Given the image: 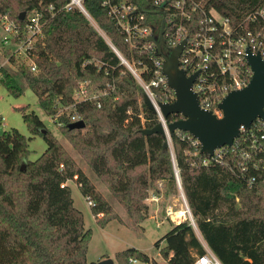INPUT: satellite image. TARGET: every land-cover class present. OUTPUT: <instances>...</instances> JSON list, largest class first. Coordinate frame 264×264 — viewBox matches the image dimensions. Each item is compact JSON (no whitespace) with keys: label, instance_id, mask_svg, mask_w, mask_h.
Wrapping results in <instances>:
<instances>
[{"label":"trees","instance_id":"16d2710c","mask_svg":"<svg viewBox=\"0 0 264 264\" xmlns=\"http://www.w3.org/2000/svg\"><path fill=\"white\" fill-rule=\"evenodd\" d=\"M197 1L208 11L215 9L238 20L264 8V0ZM70 2L0 0V17L7 15L24 25L34 11H40L45 20L43 33L30 52L38 71L33 72L24 62L17 71L0 64V85L20 96L24 88L18 79L24 80L43 110L55 117L62 107L74 103L80 82L87 81L90 89L110 84L112 88L101 98L100 107L94 100L72 109L71 114L84 119L85 133L84 128H69L73 120L67 113L56 119L91 169L109 183L128 214L142 217L146 207L142 202L154 181L162 180L168 192L178 193L175 160L198 230L220 262L264 264V188L250 187L224 166L202 165V155L190 154L191 134L187 131L172 133V149L164 148L166 135L144 134L143 129L160 122L158 114L147 106L144 89L110 42L141 70L146 81L153 78L158 49L132 47L109 16L104 0H84L83 4L105 37L76 5L68 9ZM23 11L26 15L22 19ZM149 13L160 33L163 15L153 10ZM170 25L167 18L166 41ZM165 48L164 43L162 50L167 53ZM154 90L160 102L174 99L171 89L160 86ZM28 109L19 108L24 121L33 134L44 137L48 147L31 160L28 137L16 128L0 132V264H97L87 258L92 230L86 228L83 212L74 205L72 188L62 184L78 182L84 197L93 200L92 211L101 226L120 216L44 121ZM179 118L180 114H171L167 121ZM156 245L169 264H196L197 257L207 252L187 220L174 225ZM115 258L119 264H130V258L160 264L136 247L117 252Z\"/></svg>","mask_w":264,"mask_h":264},{"label":"built area","instance_id":"2783aa9c","mask_svg":"<svg viewBox=\"0 0 264 264\" xmlns=\"http://www.w3.org/2000/svg\"><path fill=\"white\" fill-rule=\"evenodd\" d=\"M83 1L71 0L67 8L71 9L76 5L84 13H88ZM103 3L109 16L125 34L126 41L140 51L157 48L156 43L145 39L150 35H155L156 38L159 36L155 19L149 15L151 14L149 11L153 10L157 12L156 14L163 15L165 24L168 18L171 29L168 40L164 38L167 49L171 53L174 47L186 39L180 56V68L186 70L188 76L199 72L192 89L198 95L200 106L205 110H211L218 117L223 114L219 104L224 96L232 90L245 87L251 80L252 69L247 59L248 49L252 53H260L264 59V8L252 11L242 20H238L223 15L215 9L208 11L197 0H104ZM42 17L43 14L40 11H34L24 25L16 23L7 15L0 17V24L6 32L4 41L19 44L17 50L22 49L26 57L32 60L28 66L33 72L38 71V66L31 58L30 52L43 33L45 20ZM110 44L119 52L111 42ZM120 55L127 61L129 70L156 105V113L166 129V136L172 147V134L168 131L169 122L159 107L158 94L154 90V87L160 86L164 90L171 89L162 71L163 57L159 55L154 58L153 78L146 81L142 77L141 70L132 65L121 53ZM109 88H112L110 84L107 88L90 89L87 81L80 82L75 91L74 103L62 107L55 117L67 113L71 115L73 121L80 119L79 115L71 114L70 109L80 103L94 100L100 107L101 98L109 93ZM172 98L175 99V92ZM175 132L180 133L182 130ZM190 138L192 145L190 154L194 157L202 155L200 157L202 165L224 166L233 175L244 179L250 187L264 188V118H256L250 126L241 125L240 134L232 145L218 147L211 154L202 153L199 140L192 134ZM174 170L186 207L183 210H177L172 205L167 206L165 218L180 223L184 217L188 216L191 224L196 226L175 160ZM162 183L160 187H163ZM66 184L68 181L62 185ZM161 198L160 193L153 192L147 200L159 204ZM87 201L90 206H94L93 200L87 198ZM130 262L136 264L139 260L130 258ZM196 264L222 263L212 251L208 250L197 257Z\"/></svg>","mask_w":264,"mask_h":264},{"label":"rangeland","instance_id":"374dc122","mask_svg":"<svg viewBox=\"0 0 264 264\" xmlns=\"http://www.w3.org/2000/svg\"><path fill=\"white\" fill-rule=\"evenodd\" d=\"M91 21L105 37V33L92 18ZM5 35L6 32L0 24V64L13 71H17L18 65L22 62L30 65L32 60L26 57L22 49L17 50L19 44L13 43L12 41L5 42ZM165 51L170 53V50L167 48H165ZM11 57L14 58L15 62L11 60ZM18 80L24 88V93L20 96H15L5 86L0 85V132L13 128L18 129L29 138V148L31 150L29 158L31 160L37 159L47 149L48 144L43 136L33 134L24 121L23 113L19 108L24 106L29 107L28 111L35 112L44 121L46 127L60 140L85 174L92 179L120 216V219H112L106 226H101L93 214L92 206L88 204L87 198L82 194L78 182L76 180H68V185L72 188L74 205L83 212L86 228L92 230L87 251L88 260L99 262L102 259L110 257L114 259L113 264H119L115 258L116 253L130 247H136L147 253L152 259H156L160 264H169L160 253V247L156 245V241L163 238L173 227L172 220L165 218L166 207L172 205L177 210H183L186 207L181 191L179 190L177 194L168 192L167 185L164 181H154L146 190L147 195L142 202L146 207L142 209V215L140 214L142 217L138 218L129 215L122 202L110 191L109 183L91 169L84 156L61 131L56 117L47 114L43 110L38 96L24 80ZM72 109H70L71 113L73 111ZM86 131L87 129L84 128L83 132L85 133ZM160 183L163 184V187H160ZM153 192H158L162 195L159 204L151 203L147 200ZM186 220L191 223L188 216L184 217L182 221ZM160 246H162V243ZM130 264L135 263L130 262ZM136 264L144 263L139 261Z\"/></svg>","mask_w":264,"mask_h":264},{"label":"water","instance_id":"95a60500","mask_svg":"<svg viewBox=\"0 0 264 264\" xmlns=\"http://www.w3.org/2000/svg\"><path fill=\"white\" fill-rule=\"evenodd\" d=\"M85 14L90 17L88 13ZM25 15L26 12L23 11L20 17L23 19ZM165 25V19H163L158 38L155 35H150L145 39L156 43L158 53L163 57L162 71L167 78L169 87L175 92V99L172 102H159V107L166 118L171 114L181 115V118L169 122V133L172 134L176 130L189 132L199 140L201 151L204 154H211L216 148L223 145H232L240 134L241 125L250 126L256 118H264V59L262 55L252 53L248 49L247 59L252 69L251 80L245 87L232 90L224 96L219 104L223 114L218 117L211 110H205L200 106L198 95L192 89L193 82L199 72L188 76L186 70L180 68V56L186 39L174 47L169 55L163 52ZM115 51L122 63L129 68L127 61L121 57L117 50ZM144 101L150 109L157 110L147 93L144 95ZM85 126L84 119H78L69 124L70 129L84 128ZM41 130L43 133L47 132L46 128ZM155 132L167 135L161 122L153 128L143 129V133L146 135ZM164 148H172L168 139L164 142ZM113 263L114 259L108 257L100 260L97 264Z\"/></svg>","mask_w":264,"mask_h":264},{"label":"crops","instance_id":"0c3cea01","mask_svg":"<svg viewBox=\"0 0 264 264\" xmlns=\"http://www.w3.org/2000/svg\"><path fill=\"white\" fill-rule=\"evenodd\" d=\"M156 211V210H155ZM155 216V215H154ZM153 216V217H154ZM156 217V216H155ZM166 221V220H165ZM164 221V222H165ZM179 222H173L172 221V224H173V227H174V225H176V224H178ZM172 227V228H173ZM194 228H195V230H196V233L198 234V236H199V238H200V240H201V242H202V244L204 245V247H205V249L208 251V250H210V251H212L210 248H209V246H208V244L205 242V240L203 239V237L201 236V234H200V232H199V230H198V227H197V225L196 226H194ZM164 243H162V245H163Z\"/></svg>","mask_w":264,"mask_h":264}]
</instances>
